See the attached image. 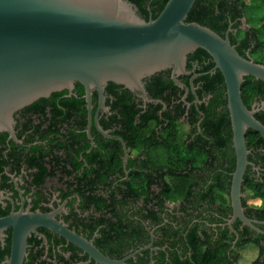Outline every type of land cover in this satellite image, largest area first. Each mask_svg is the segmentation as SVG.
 <instances>
[{
    "label": "flooded vegetation",
    "instance_id": "obj_1",
    "mask_svg": "<svg viewBox=\"0 0 264 264\" xmlns=\"http://www.w3.org/2000/svg\"><path fill=\"white\" fill-rule=\"evenodd\" d=\"M252 28L243 17L224 35L242 58L264 66L253 43L241 46ZM218 73L195 52L177 77L180 87L165 71L143 82L145 98L106 86L102 106L93 91L88 109L74 89L16 113V140L0 134V218L22 212L48 222L27 237L22 264H200L207 252L211 264H243L249 246L263 260L264 216L245 193L247 182L264 177V140L249 145L253 134L261 137L244 136L241 204L256 232L231 222L235 152ZM262 85L244 105L258 122ZM12 232H4L0 264L10 257Z\"/></svg>",
    "mask_w": 264,
    "mask_h": 264
},
{
    "label": "water",
    "instance_id": "obj_2",
    "mask_svg": "<svg viewBox=\"0 0 264 264\" xmlns=\"http://www.w3.org/2000/svg\"><path fill=\"white\" fill-rule=\"evenodd\" d=\"M195 1L168 0L156 19L145 20L127 0H0V134L15 141L16 113L53 94L70 95L76 84L88 109L93 91L102 106L109 84L145 98L143 82L170 71L180 87L177 77L184 74L187 58L204 51L223 78L233 132L231 222L238 220L257 232L241 204L249 165L244 136L251 130L264 140V126L244 106L241 86L246 78L264 84V66L242 58L229 41V31L221 37L186 23ZM45 221L22 212L0 218L2 245L5 230H13L10 257L2 264H22L27 237Z\"/></svg>",
    "mask_w": 264,
    "mask_h": 264
},
{
    "label": "trees",
    "instance_id": "obj_3",
    "mask_svg": "<svg viewBox=\"0 0 264 264\" xmlns=\"http://www.w3.org/2000/svg\"><path fill=\"white\" fill-rule=\"evenodd\" d=\"M136 8L138 9L139 15L147 20L149 16L154 20L156 17L160 14V12L163 10L164 6L166 5L168 0H127ZM248 0H196L192 9L190 10L186 23H196L203 27H206L216 33L217 35L224 37V33L226 31V28L228 26V23H234L236 20L241 19L243 17H246L247 22H249V19L247 18L248 12H255L256 16L259 17L260 25L258 27H253V33L251 35V38L247 39V35L245 36L243 43H241L242 47H249L248 43H253L254 48H252V56L256 57V60L264 65V0H251L252 3L249 7ZM259 1L258 5L255 3ZM229 19V20H228ZM237 25L233 24L232 29L236 28ZM239 35V36H238ZM235 39L241 40V32H239ZM230 43L233 45V39L231 36H229ZM196 54L200 56H204L207 59L211 58L201 50L196 51ZM190 57V56H189ZM193 60V58H190ZM212 66V65H210ZM219 72V71H218ZM219 79L222 81V78L220 74L218 73ZM257 84V85H256ZM259 84V85H258ZM259 86H263L262 83H256L251 82V78H246L244 80V83L241 86V99L245 106L248 107L251 100L257 95L262 94L263 91H260ZM109 88H116L117 86L113 84L108 85ZM75 92L79 95L83 93V89L79 85H75ZM66 92H63L61 94H53L50 98L64 95ZM118 101L123 108L129 107V105L124 104L125 97L118 98ZM47 100V99H46ZM44 100H39L33 105H31L28 108H32L37 106L40 102H43ZM27 108V109H28ZM258 119V118H257ZM228 121V119H227ZM260 121V120H259ZM262 124H264V120L260 121ZM252 133V132H251ZM255 141L262 142L261 138H258L257 134L252 135V139L249 140L248 138V144L252 145ZM264 166V164H263ZM183 187V186H182ZM181 187V188H182ZM246 189L249 190L251 193V200H257L264 202V177L260 178L259 181L256 182V184H252L250 182L246 183ZM181 192L184 193V190L181 189ZM223 202H226L225 198H223ZM257 208V207H256ZM257 212L259 215L264 216V206L257 208ZM249 242H251L249 240ZM207 253L201 256L200 264H211V261L207 257ZM252 264H264V259L261 260V258H258L253 261Z\"/></svg>",
    "mask_w": 264,
    "mask_h": 264
},
{
    "label": "rangeland",
    "instance_id": "obj_4",
    "mask_svg": "<svg viewBox=\"0 0 264 264\" xmlns=\"http://www.w3.org/2000/svg\"><path fill=\"white\" fill-rule=\"evenodd\" d=\"M251 0H248V5L249 7L251 6ZM256 2V1H255ZM259 1L256 2L255 4L258 5ZM247 18L249 19V22H247V25L248 26H252V27H258L260 25V20H259V17L256 16V13L255 12H248L247 13ZM243 23H245V21H243ZM244 27H246V25H244ZM250 194H248V192L245 193V197H246V200H247V203L248 205H255L259 202H262V201H257V200H251L249 196ZM264 205H262L263 207ZM255 249L251 246H249L248 248H246L244 251H243V264H250L251 262H253L254 260V256H255Z\"/></svg>",
    "mask_w": 264,
    "mask_h": 264
},
{
    "label": "clouds",
    "instance_id": "obj_5",
    "mask_svg": "<svg viewBox=\"0 0 264 264\" xmlns=\"http://www.w3.org/2000/svg\"><path fill=\"white\" fill-rule=\"evenodd\" d=\"M262 205H264V202H259V203L255 204V205H253V207H257V208H259V207H261Z\"/></svg>",
    "mask_w": 264,
    "mask_h": 264
}]
</instances>
